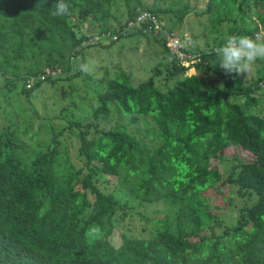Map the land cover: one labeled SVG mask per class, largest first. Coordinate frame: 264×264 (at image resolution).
Wrapping results in <instances>:
<instances>
[{"label": "trees", "instance_id": "trees-1", "mask_svg": "<svg viewBox=\"0 0 264 264\" xmlns=\"http://www.w3.org/2000/svg\"><path fill=\"white\" fill-rule=\"evenodd\" d=\"M184 1L67 0L53 17L56 0H0V264H264V61L244 80L216 56L229 35L264 37V0ZM133 38L170 59L138 85L116 61L74 63Z\"/></svg>", "mask_w": 264, "mask_h": 264}, {"label": "rangeland", "instance_id": "rangeland-1", "mask_svg": "<svg viewBox=\"0 0 264 264\" xmlns=\"http://www.w3.org/2000/svg\"><path fill=\"white\" fill-rule=\"evenodd\" d=\"M207 0H185L183 4H187L189 6H192L193 8H199L204 9L206 5ZM174 2V1H173ZM171 4V3H169ZM188 17V18H187ZM185 19V27L183 28V33H185V44L193 45V48H196L199 52V50L205 49L207 41L204 38L205 30L203 28V25L200 26V22L205 19V17L196 18L193 14L190 16H187ZM177 21V20H176ZM166 22L160 23V27L164 29ZM159 27V28H160ZM84 32H88L86 29V26H84ZM204 32V33H203ZM207 33V32H206ZM197 36V37H194ZM213 41V37L210 38L209 42ZM124 43H114L112 47H106L108 46V43H111V37L107 36L104 37V43H107L105 45H102L104 47H97L93 48L91 51H89L88 58L92 61L93 59L98 61H116L118 63V67L121 69L127 70L128 73L134 76L133 78V84L138 85L142 82H145L147 79H149V76L151 75V71L148 73V67L149 65H156L159 62L168 61L170 60L167 56V53L164 51V49L161 48L160 44L157 41H154L152 38L144 39V38H133L130 40H124L122 41ZM168 46V45H167ZM123 48V49H121ZM92 52V53H91ZM172 53H176L174 51H171ZM91 53V54H90ZM178 58L183 60L182 65L185 67H189V71L185 73L186 75H195L197 73L196 69L193 68V64L197 62V60H189L185 59L186 56L183 54H179ZM259 63H257L253 73L250 76H246L244 74L243 79L244 80H250L251 78H255L258 72ZM152 67V66H151ZM102 73V72H101ZM148 73V74H147ZM75 83H67L63 86H60V89H63L64 94H67V92H70L72 90H76L74 87ZM59 93L56 95H51V92L46 93L42 96L43 102L46 100V98L51 96H58ZM61 98V97H60ZM59 98L60 102L62 103V100ZM41 99V100H42ZM8 105V102L4 99V97L0 96V117L3 118L6 114L5 112V106ZM14 110H17V105L15 103H11ZM261 114H264V106L260 108ZM57 114V112H54ZM58 115V114H57ZM4 119H1L0 122H3ZM115 122H108L105 127L109 128L110 126L114 125ZM223 205V204H222ZM225 206L227 207V204L225 203ZM231 208H233L232 205H230L228 212H225L221 215V219L225 222L227 225H231L234 220H236V215L234 212H231ZM113 241L115 244L119 242V234L117 232L113 236Z\"/></svg>", "mask_w": 264, "mask_h": 264}, {"label": "clouds", "instance_id": "clouds-1", "mask_svg": "<svg viewBox=\"0 0 264 264\" xmlns=\"http://www.w3.org/2000/svg\"><path fill=\"white\" fill-rule=\"evenodd\" d=\"M53 17H65L71 15V5L67 0H56L52 6ZM181 39V38H180ZM183 41V39H181ZM218 65L225 73L246 74L250 76L257 63L264 61V37L247 34H233L226 37L224 44L216 49ZM77 68L89 73L92 70L94 61L79 62L77 58ZM223 88V84L220 85Z\"/></svg>", "mask_w": 264, "mask_h": 264}, {"label": "built area", "instance_id": "built-area-1", "mask_svg": "<svg viewBox=\"0 0 264 264\" xmlns=\"http://www.w3.org/2000/svg\"><path fill=\"white\" fill-rule=\"evenodd\" d=\"M149 19H151V16H149L147 13H144L143 15H140L138 21L145 22L148 21ZM167 45L171 49V51H174L179 54H180V49H182L183 46L182 40L179 37L169 39Z\"/></svg>", "mask_w": 264, "mask_h": 264}]
</instances>
